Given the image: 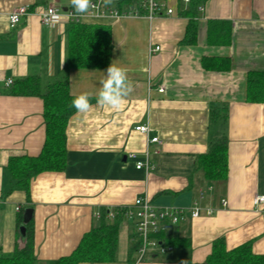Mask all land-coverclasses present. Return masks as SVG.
<instances>
[{
    "label": "crops",
    "instance_id": "obj_1",
    "mask_svg": "<svg viewBox=\"0 0 264 264\" xmlns=\"http://www.w3.org/2000/svg\"><path fill=\"white\" fill-rule=\"evenodd\" d=\"M170 3L176 15L81 22L110 27L111 58L106 67H72L73 21L65 14L70 0H0V257L13 256L23 245L27 208L33 209V264H55L100 224L96 214L107 215L140 196L186 211L180 224L159 236L162 249L143 264L201 263L220 239L228 249L250 242L256 254H264V203L253 204L254 196L264 194V103L246 99L248 73L264 71V0ZM23 4L31 5V13L10 27L8 14ZM49 6L61 11L48 26L38 13ZM157 45L161 49L150 53ZM112 63L126 69L132 85L121 109L96 101L86 114L75 112L67 125L64 170L33 177L29 197L21 189L10 191V159L38 155L46 139L44 99L24 93L23 80L36 78L46 91L65 79L71 94L96 97ZM219 107L227 108V118L212 120V108ZM137 125L150 130L142 133ZM223 134L227 175L211 180L198 166L199 158L210 140ZM154 136L161 142L150 141ZM146 160L149 167L137 168ZM195 202L202 211L192 218L188 212ZM118 233L114 261L79 264H133L134 223L124 218Z\"/></svg>",
    "mask_w": 264,
    "mask_h": 264
},
{
    "label": "trees",
    "instance_id": "obj_2",
    "mask_svg": "<svg viewBox=\"0 0 264 264\" xmlns=\"http://www.w3.org/2000/svg\"><path fill=\"white\" fill-rule=\"evenodd\" d=\"M191 10L183 11L186 15ZM219 35L218 37H223ZM190 38L189 41H192ZM111 29L100 24L73 22L70 37L69 65L74 67H106L112 52ZM223 67V66H222ZM23 92L43 97L45 103L46 139L41 152L36 156L12 157L8 164L11 179L10 191L24 190L30 195L31 179L46 171H62L67 164V125L77 112L71 101L67 80L51 83L46 91L40 89L36 78L23 80ZM246 99L252 103H264V71H251L247 76ZM91 97L90 103L96 102ZM227 108H212L211 119H226ZM206 177L222 180L228 170V137L223 134L210 140L209 150L200 156L199 165ZM118 213L113 222L101 215L100 224L86 232L74 251L56 260L55 264H79L81 262L114 261L119 248L118 225L124 219ZM35 256L33 219L26 224L23 245L11 257H0V264H33ZM183 264H264V254H256L250 242L228 249L223 239L215 242L211 254L204 262L192 261Z\"/></svg>",
    "mask_w": 264,
    "mask_h": 264
},
{
    "label": "built area",
    "instance_id": "obj_3",
    "mask_svg": "<svg viewBox=\"0 0 264 264\" xmlns=\"http://www.w3.org/2000/svg\"><path fill=\"white\" fill-rule=\"evenodd\" d=\"M190 2V0H184ZM93 5L89 13L78 15L74 13L72 6L70 5L65 14L67 17L76 23H81L88 18H103L107 16L120 18L124 16H145L148 18L173 16L176 15V7L171 5L170 0H113L111 5L105 6L104 0H92ZM200 11L204 10V6L199 7ZM61 8L57 6H49L46 9L41 10L38 15L41 22L44 25H52L55 18L60 14ZM31 13V5L23 4L15 8L8 14V20L10 27L17 26L23 17ZM161 49L159 45L150 49V53H156ZM14 81L9 78L5 81L7 87H11ZM163 91V88H160ZM137 131L147 134L149 126L137 125L135 127ZM152 142L160 143L158 136H154L150 139ZM147 154L149 151L147 150ZM135 158L134 153L130 154ZM143 166L149 167V162L138 161L137 168ZM226 204V202H223ZM264 203V194H257L253 198V204L257 208ZM20 210V207L17 208ZM201 207L197 202L189 209V215L192 218H196L201 215ZM212 209H207L206 213L210 215ZM118 213H122L124 217L131 220L134 223L136 230L137 244V257L133 264H143L147 256L157 250L162 249V245L159 242V236L174 229L177 224H180L186 215V211L183 208L176 207H159L150 201L148 197H137L132 204L119 206L114 210H108L106 217L114 218ZM96 217L100 218V213L96 214Z\"/></svg>",
    "mask_w": 264,
    "mask_h": 264
},
{
    "label": "clouds",
    "instance_id": "obj_4",
    "mask_svg": "<svg viewBox=\"0 0 264 264\" xmlns=\"http://www.w3.org/2000/svg\"><path fill=\"white\" fill-rule=\"evenodd\" d=\"M112 2L113 0H104L105 6L111 5ZM70 3L74 13L78 15L87 14L95 7L92 0H70ZM131 91L132 85L128 81L126 69L112 63L107 68L105 78L100 81L98 92L95 93L97 104L118 111ZM92 95L88 92L81 93L72 99L71 104L78 113L86 114L92 107Z\"/></svg>",
    "mask_w": 264,
    "mask_h": 264
},
{
    "label": "water",
    "instance_id": "obj_5",
    "mask_svg": "<svg viewBox=\"0 0 264 264\" xmlns=\"http://www.w3.org/2000/svg\"><path fill=\"white\" fill-rule=\"evenodd\" d=\"M33 214L32 208H27L24 215V223L25 225L22 226V233H23V239L25 238V231H26V224L31 220Z\"/></svg>",
    "mask_w": 264,
    "mask_h": 264
}]
</instances>
